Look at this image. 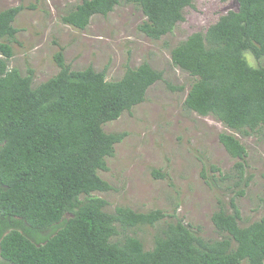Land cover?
<instances>
[{
	"label": "trees",
	"instance_id": "obj_1",
	"mask_svg": "<svg viewBox=\"0 0 264 264\" xmlns=\"http://www.w3.org/2000/svg\"><path fill=\"white\" fill-rule=\"evenodd\" d=\"M237 1V9L174 46L171 59L193 78L185 108L233 131L219 139L238 158L237 184L247 185V147L236 133H257L264 143V66L246 57H264V0ZM121 3L141 8L146 18L138 28L154 40L185 20L186 7H195L194 0H82L62 20L85 29L93 15H107ZM25 8L0 9V39H8L0 41V264H264V216L241 225L234 197L231 211L220 207L212 214L219 238L207 240L179 218L156 233L151 249L130 231L155 225L166 216L162 210H108V200L94 192L115 187L98 171L108 170L107 158L127 132L103 126L146 101L164 72L144 61L109 80L107 67L73 69L61 47L54 55L58 73L34 84L32 68L27 74L9 68L10 43L19 32L14 21Z\"/></svg>",
	"mask_w": 264,
	"mask_h": 264
},
{
	"label": "rangeland",
	"instance_id": "obj_2",
	"mask_svg": "<svg viewBox=\"0 0 264 264\" xmlns=\"http://www.w3.org/2000/svg\"><path fill=\"white\" fill-rule=\"evenodd\" d=\"M81 1L0 0V9L26 6L14 21L19 32L16 41L10 43L14 55L9 59V68L17 67L23 74L32 68L34 84L58 73L54 55L61 47L73 69L92 65L101 71L107 67L109 80L121 78L127 67H137L144 61L164 72L163 79L148 89L146 101L103 126L107 132H127L115 145V155L107 158L108 170L98 171L115 187L94 192L108 200V210L121 205L138 212L160 209L166 214L155 225H141L130 231L143 240L146 249L154 246V237L161 228L179 218L193 224L205 239L219 238L212 214L220 207L231 211L233 197L243 217L241 225L264 216L261 136L236 133L247 147L245 178L251 176L247 185L246 180L238 185V178L233 176L238 158L232 157L219 139L221 132L233 131L212 115L202 116L185 108L193 78L171 59L174 46L193 32L205 31L220 14L237 9L238 1L194 0L195 7L183 11L185 20L159 40L139 30L146 17L134 3L116 5L107 15H93L85 29L65 23L63 15ZM246 57L250 64L264 66V57L256 59L251 53ZM168 83L184 85V90L172 89ZM154 169L166 176L156 177ZM227 174L231 177L225 179ZM241 189L244 195L237 194Z\"/></svg>",
	"mask_w": 264,
	"mask_h": 264
}]
</instances>
